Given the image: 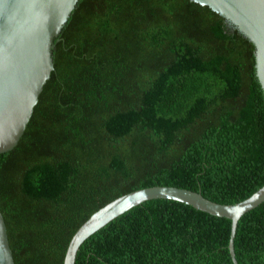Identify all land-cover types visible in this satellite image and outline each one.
<instances>
[{"label": "trees", "instance_id": "trees-1", "mask_svg": "<svg viewBox=\"0 0 264 264\" xmlns=\"http://www.w3.org/2000/svg\"><path fill=\"white\" fill-rule=\"evenodd\" d=\"M17 145L0 154L14 264H63L98 209L169 186L231 205L264 185L253 45L191 0H79ZM230 221L169 200L90 236L75 264H232ZM237 264H264V202L238 221Z\"/></svg>", "mask_w": 264, "mask_h": 264}, {"label": "water", "instance_id": "water-1", "mask_svg": "<svg viewBox=\"0 0 264 264\" xmlns=\"http://www.w3.org/2000/svg\"><path fill=\"white\" fill-rule=\"evenodd\" d=\"M79 0H0V154L22 137L45 83L54 70L52 51ZM222 17L254 47L255 71L264 95V0H191ZM152 200L188 205L230 221L228 251L237 264L233 240L239 219L264 202V185L245 200L224 205L188 189L154 186L122 195L94 212L73 234L63 264H75L90 236L131 208ZM0 264H14L0 210Z\"/></svg>", "mask_w": 264, "mask_h": 264}]
</instances>
